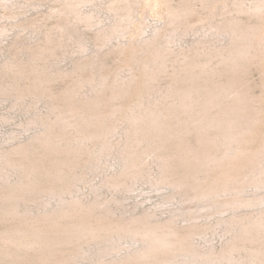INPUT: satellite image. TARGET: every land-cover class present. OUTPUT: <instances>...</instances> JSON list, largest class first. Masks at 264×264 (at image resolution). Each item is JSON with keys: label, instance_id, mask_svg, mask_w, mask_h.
<instances>
[{"label": "rangeland", "instance_id": "rangeland-1", "mask_svg": "<svg viewBox=\"0 0 264 264\" xmlns=\"http://www.w3.org/2000/svg\"><path fill=\"white\" fill-rule=\"evenodd\" d=\"M238 101L254 152L264 0H0V264H264V163L214 188L201 137Z\"/></svg>", "mask_w": 264, "mask_h": 264}, {"label": "bare ground", "instance_id": "bare-ground-1", "mask_svg": "<svg viewBox=\"0 0 264 264\" xmlns=\"http://www.w3.org/2000/svg\"><path fill=\"white\" fill-rule=\"evenodd\" d=\"M150 1V0H149ZM162 1V0H160ZM164 1V0H163ZM162 3V2H160ZM156 4V3H154ZM161 5V4H159ZM162 6V5H161ZM156 7V6H155ZM249 45V44H248ZM219 87V86H218ZM119 92V91H118ZM121 92V91H120ZM218 98L216 92H211V96L210 98L208 97V99H212L210 100V103L214 102V99ZM243 98V97H241ZM209 103V102H208ZM245 105V104H244ZM247 107V106H246ZM246 109V108H245ZM224 113L220 116L214 117L211 120H208L206 123L202 124V140L204 142V140L206 141H211L214 142V139L209 138L206 135V129L213 127L215 125L217 126H222L223 129L225 130V132H227L229 134V137L231 138V140L233 142H236L237 145L236 146H231V149L229 150L230 152L227 154V156H225V159L223 157V162L221 165L216 166L217 167V173H215L214 178H213V184H214V188L220 189V190H229L231 187V183H233L234 181H236L238 179V177L240 175H242L241 172H243V169L245 168H249V166H258L261 165L262 163H264L263 161V156H264V146L263 148H261L259 145V149L255 150L253 152V148L252 151L250 150L252 143L254 144L253 141H255V137L258 135L255 132V126L258 127L260 123H258L261 119L257 118V117H253L252 113L250 116L247 115L245 113V110L243 109V106L241 105V103L238 102H234L233 104H230V106H228L225 110H223ZM248 112V111H247ZM206 114V113H205ZM211 115V114H210ZM257 115V114H256ZM163 117V116H162ZM200 118V117H198ZM208 118V117H207ZM210 119V118H209ZM262 122V121H261ZM166 124V123H165ZM257 124V125H256ZM167 126V125H166ZM165 127L162 126V123L159 122V118L157 117V119H152V121L150 122L149 125V132L152 134H159L162 133L161 131H163ZM200 128V127H199ZM201 129V128H200ZM257 130V129H256ZM200 131V132H201ZM165 132V131H164ZM226 134V133H225ZM261 135V133H260ZM200 136V135H198ZM152 137V136H151ZM199 139V138H198ZM198 142V141H197ZM256 142V141H255ZM184 142H182L183 144ZM201 143V140H200ZM216 143V142H215ZM262 143V142H261ZM191 144V143H189ZM231 144V143H230ZM234 144V143H233ZM249 144V145H247ZM264 143H262L263 145ZM187 145V144H186ZM194 144H192L191 146L193 147ZM213 145V144H212ZM249 147H247V146ZM190 146V145H188ZM187 146V147H188ZM203 146V145H202ZM207 146V145H206ZM211 146V145H210ZM186 147V148H187ZM191 147V148H192ZM195 147V145H194ZM193 147V150L190 149V151H192L191 153L195 152V149ZM198 147V146H197ZM185 148V147H184ZM190 148V147H189ZM200 148V147H199ZM256 148V147H255ZM197 149V148H196ZM201 150V149H200ZM197 151V150H196ZM200 152V151H199ZM204 152V151H203ZM184 154V153H183ZM188 155V154H187ZM196 155H198V152H196ZM222 160V159H221ZM182 161L185 163H189V158L188 157H182ZM192 161V160H191ZM195 161V159L193 160ZM192 161V162H193ZM220 161V160H219ZM198 163V162H197ZM200 163V162H199ZM191 164V163H190ZM264 165V164H263ZM215 168V167H214ZM264 169V166H263ZM248 170V169H247ZM245 171V170H244ZM243 176V175H242ZM241 179V178H240ZM26 186L24 184L17 186L14 188V192H16L17 190H23V188H25ZM28 188V187H26ZM213 188V189H214ZM232 189V188H231ZM212 191V190H211ZM13 193V192H12ZM11 193V194H12ZM9 194V195H11ZM14 194V193H13ZM12 194V195H13ZM16 197V196H15ZM89 214V213H88ZM54 218H51L49 220H53ZM53 222L55 223V226H57V222L54 219ZM87 223V222H86ZM97 225V224H96ZM43 226V225H42ZM53 226V225H52ZM54 226V227H55ZM63 226V224L61 225ZM155 226V225H154ZM53 227V229H54ZM86 227V226H85ZM56 228V227H55ZM151 229V228H150ZM156 229V228H155ZM55 230V229H54ZM61 230V229H60ZM63 230V227H62ZM154 230V229H152ZM151 232V231H150ZM50 233V231L46 228H38L33 230L32 234H29L27 232H22L20 230H18L16 232V235L13 236L10 240L12 242H16L18 245L24 246L29 244V242H43L46 244H50L52 243L51 241L53 240L48 234ZM55 233V232H54ZM53 233V235H54ZM64 233V232H63ZM158 233V232H157ZM163 233V232H162ZM152 234V233H151ZM61 235V234H60ZM180 235V234H179ZM59 236V235H58ZM169 237V236H166ZM178 237V236H177ZM58 238V237H56ZM164 240V239H163ZM167 240V239H166ZM62 241V240H61ZM161 241V240H160ZM176 243V242H175ZM45 244V245H46ZM55 244V242H54ZM160 244V243H159ZM165 244V243H164ZM174 244V243H173ZM51 246V245H50ZM164 246V245H163ZM159 247V246H157ZM156 248V246H150L147 249L143 250L140 254V256H146L149 253H151L152 251H154ZM158 249V248H156ZM152 254V253H151ZM137 256V255H136ZM150 256V255H149ZM138 257V256H137ZM136 259V258H135ZM137 260V259H136Z\"/></svg>", "mask_w": 264, "mask_h": 264}]
</instances>
